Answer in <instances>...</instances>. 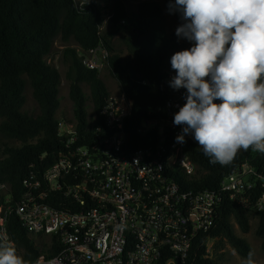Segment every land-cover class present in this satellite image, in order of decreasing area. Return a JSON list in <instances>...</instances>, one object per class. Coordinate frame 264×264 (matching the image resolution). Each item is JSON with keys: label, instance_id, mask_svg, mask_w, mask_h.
Returning a JSON list of instances; mask_svg holds the SVG:
<instances>
[{"label": "trees", "instance_id": "16d2710c", "mask_svg": "<svg viewBox=\"0 0 264 264\" xmlns=\"http://www.w3.org/2000/svg\"><path fill=\"white\" fill-rule=\"evenodd\" d=\"M138 1L137 10L129 12L127 0H113L106 13L110 17L108 29L104 30L105 14L94 2L0 0V119L3 120L0 124V183L9 185L13 199L6 223L8 239L0 236V242L12 244L26 264L34 263L41 256L52 257L61 250L56 242L43 244L38 241L44 237L29 233L14 212V203L27 190L25 182H43L46 171L66 152V139L59 136L60 119L57 118L62 79L59 71L47 61L55 41L60 38L63 43L74 42L84 53L100 45L108 50V73L120 92L133 102V119L127 130V140L133 151L146 147L150 136H156L157 130L139 134L142 122L166 121L167 102L179 94L186 98V89L170 87V77L176 74L171 67V56L187 46L175 34L167 32L158 2ZM164 2L168 6V0ZM175 17L182 22L178 13ZM120 34H124L126 57L118 54L114 47V39ZM65 54L70 60L67 80L74 122L80 136L89 142L93 139L90 133L93 117L100 115L110 92L101 74L87 69L76 50L68 48ZM259 82H264V75ZM28 86L39 106L38 115L25 111ZM89 101L92 114L88 113ZM9 141L21 146H12ZM185 150L198 167L197 175L188 177L179 171L176 179L193 190L216 192L224 178L245 164L264 176V154L259 152L242 150L232 163L221 166L210 163L195 142L188 141ZM262 192V182H255L252 200L256 201ZM55 196L48 195L46 201L65 210L63 196ZM0 205H4L1 199ZM252 218L257 220L256 235L264 251V210L248 211L225 195L215 228L198 240L194 261L185 264H221L227 246L246 258L251 246L237 233L233 221L242 234H248ZM209 239L214 240L212 254L206 252L205 244Z\"/></svg>", "mask_w": 264, "mask_h": 264}, {"label": "built area", "instance_id": "2783aa9c", "mask_svg": "<svg viewBox=\"0 0 264 264\" xmlns=\"http://www.w3.org/2000/svg\"><path fill=\"white\" fill-rule=\"evenodd\" d=\"M109 55L103 45L80 53L83 65L100 74ZM185 103L182 95L174 96L166 105V121H143L139 134L157 132L137 151L127 140L133 102L120 90L110 93L100 115H94L91 141L80 136L74 120H60L66 152L43 182L26 181L25 194L14 203L29 233L61 247L31 264H185L194 261L198 240L215 228L225 195L248 211L264 210V192L252 200L255 182L264 185V176L247 164L224 178L216 192L193 190L176 179L179 171L188 177L198 171L185 150L194 138L176 142L182 127L174 125V114ZM56 194L63 196L65 210L46 201ZM0 199L6 205H0V236L7 240L13 202L8 184L0 183ZM213 241L205 244L208 254Z\"/></svg>", "mask_w": 264, "mask_h": 264}, {"label": "clouds", "instance_id": "9594fccd", "mask_svg": "<svg viewBox=\"0 0 264 264\" xmlns=\"http://www.w3.org/2000/svg\"><path fill=\"white\" fill-rule=\"evenodd\" d=\"M176 35L192 43L171 56L170 87L187 90L174 114L210 163L227 166L240 151L264 154V0H168ZM249 250L243 264H257ZM0 264H26L8 241Z\"/></svg>", "mask_w": 264, "mask_h": 264}, {"label": "rangeland", "instance_id": "374dc122", "mask_svg": "<svg viewBox=\"0 0 264 264\" xmlns=\"http://www.w3.org/2000/svg\"><path fill=\"white\" fill-rule=\"evenodd\" d=\"M76 1L80 4H86L89 2L96 3L101 9L102 13L105 14L103 29L104 30L108 29L109 18L108 15H106V13L109 11L108 7L113 2V0H76ZM155 1L158 2L162 8L163 19L166 24L167 32L169 34L176 35V28L181 23L176 19L175 14H170L168 12V6L165 4L164 0H155ZM138 5H139L138 0H127V10L129 12H135L138 8ZM123 38H124V34L118 35L114 39V47L118 54H120L123 57H126L128 53ZM180 40L184 45L187 46L186 48H190L192 46V43L189 42L188 40L183 38H180ZM68 48H72L76 50L79 55L81 53V50L76 45V43L74 42L63 43L60 40V38H58L54 43L52 53L48 56L47 61L50 65H52L59 71L62 79V84L60 87L61 108L57 114V118L60 120L68 119L72 121L74 120L73 102L71 101L69 96L70 82L67 80V73L70 68V60L65 54V51ZM100 78L105 82L110 93H117L119 91L118 84L110 77L107 69L101 73ZM85 92L87 94L89 93L87 88H85ZM26 95H27V104L25 106V111L28 112L30 115H38L40 113V109L33 97V91L30 86L27 87ZM88 108H89L88 113L92 114L93 109L90 101L88 102ZM2 121L3 120L0 119V124ZM9 144L15 147L21 146L20 143L16 141H9ZM233 223L237 233L241 237L246 239V241L251 246V250L255 252L254 259L257 261V264H264V251L262 250L261 247L262 244L261 239L256 235L257 220L254 218L251 219V231L248 234H242L239 230V227L236 225L235 221H233ZM38 241H42L43 244L49 243L48 238H43ZM212 245L214 246V241L211 242L210 246L212 247ZM243 260H244L243 257L237 254L231 247L227 246L225 249V256L223 257L221 264H243Z\"/></svg>", "mask_w": 264, "mask_h": 264}]
</instances>
